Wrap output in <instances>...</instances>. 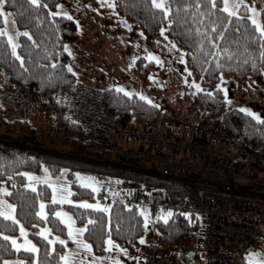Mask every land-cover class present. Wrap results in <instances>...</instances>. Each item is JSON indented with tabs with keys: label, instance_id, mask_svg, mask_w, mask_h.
Listing matches in <instances>:
<instances>
[{
	"label": "trees",
	"instance_id": "trees-1",
	"mask_svg": "<svg viewBox=\"0 0 264 264\" xmlns=\"http://www.w3.org/2000/svg\"><path fill=\"white\" fill-rule=\"evenodd\" d=\"M59 1L41 0L39 8L31 6L28 0H5L4 4L21 33L18 35L17 54L22 61L12 55L7 38L0 36V68L12 87H21L42 98L41 109L53 115L54 132L66 141L63 150L55 154L49 152L38 140L36 129L29 120L7 119L0 104V183L5 182L10 189L6 199L15 205L17 221L28 231V236L38 249L35 254L15 251L4 235L15 234L18 224L0 216V264L14 257L24 264H33V261L35 264H63L61 256L71 243L65 226L52 214L59 205L47 203V217H39V202L49 201L50 189L45 185H39L35 190L25 188V177L21 174L23 170H37L43 165L52 176H57L66 168L69 178L76 170L89 171L116 178L122 184L138 186L142 193L149 196H164L174 201L192 199V188L188 184L144 174L142 171L148 168L146 164H138L119 152L87 139L81 127L69 118L66 107L57 101L63 91L79 84L73 72L67 70L69 55L64 51L66 44L77 40V26L73 19L49 15ZM242 1L244 5L239 15L229 18L228 13L223 11L222 0H215V8H212L210 0H165L170 8L165 18L161 9L152 6V0H112L116 13L139 29L146 38L156 37L164 26L172 43L185 51V64L191 73L189 78L199 80L204 87V91L185 95L188 105L199 110L206 120L219 124L229 137L231 148L264 154V122H261L264 118L256 120L240 109L227 108L222 92L217 88L221 76L236 80L252 79L258 84L264 79L261 33L247 14V6L255 7L264 26V0ZM185 3L193 7L185 9ZM197 3L200 4L199 9L195 7ZM44 4L48 7H43ZM194 12L197 13L195 18L192 16ZM169 19L173 21L171 25ZM193 19L197 23H193ZM213 22L216 29L212 28ZM2 26L3 19L0 17V28ZM197 27L201 29L200 32H197ZM24 31L31 38L24 36ZM223 49L232 53L231 58L223 53ZM213 53L219 54V59ZM53 63L55 68L52 67ZM153 68L154 63L140 57L131 72L138 79L146 80ZM100 93L104 112L120 128L131 125L154 128L161 120L160 109L135 94L127 96L113 88ZM114 160L117 166L110 165ZM71 186L73 199H94L90 189L76 184ZM254 190L260 191L259 188ZM219 195L230 202L242 199L240 196ZM96 198L104 201L100 193ZM106 205L109 206L107 211L74 205L63 207L71 213L77 225L84 226L82 236L91 245L93 253L103 252L107 237L133 251L144 233L142 215L138 209L129 208L116 200ZM43 225L49 228L50 237L58 236L65 243H50V240L40 237L38 230ZM154 225L158 230L157 241L168 251L179 240L195 241L200 233L199 220L194 217L171 215L167 222L156 218ZM239 264L248 262L242 259Z\"/></svg>",
	"mask_w": 264,
	"mask_h": 264
},
{
	"label": "rangeland",
	"instance_id": "rangeland-1",
	"mask_svg": "<svg viewBox=\"0 0 264 264\" xmlns=\"http://www.w3.org/2000/svg\"><path fill=\"white\" fill-rule=\"evenodd\" d=\"M112 3V0H60L58 4L62 5V7L60 9L56 7L52 11H67L77 26V40L66 44L72 53L70 55L67 52L69 55L68 66L73 69L72 72L76 77V81L97 92H102L109 88L116 89V85H119L127 92H132L133 94L142 93L152 101L151 105L159 106L156 107L160 109L161 120L154 127L156 132L173 136V134H177L182 128L192 129L193 131L194 127L192 123L204 121L205 118L199 110L191 108L188 105L185 95H194L197 92L204 91V87L199 80L189 78V72L184 71L185 67H187L185 64V51L177 46L174 48L172 41L167 37L166 33L162 35L161 31L154 38H146L139 29L133 27L131 23L120 17L115 9L108 6ZM223 3L224 0H222V8ZM229 4L230 6L238 5V7L234 8V11L236 12L235 15H239V10L244 5V2L242 0H229ZM2 7L5 12L11 14V12L4 8V5ZM247 14L248 18H252H249L252 24V20L255 19L257 24L264 29L259 12L255 7L247 6ZM2 19V28H7L9 34L13 36L14 42L18 45V36L16 35L18 29L13 23L12 14L7 17V20L4 17ZM126 24L128 27L125 26ZM257 24H253L256 29ZM163 28L166 31V27L163 26ZM260 33L261 35L264 34L262 32ZM5 37L7 38V36ZM10 50L12 53L11 46ZM149 52L158 58L161 63H156V59H148L147 54ZM181 53H183L184 57L183 62H181ZM133 57L136 59L133 60ZM140 57L144 58L146 62L154 63V68L150 70L146 80L138 79L131 72L135 61ZM193 82L200 84L202 90L197 91L192 86ZM217 84H221V88L219 89L222 92L223 100L227 108L241 109L246 107L250 112L256 113L261 119L264 118V79L258 84L252 79L236 80L230 77H223V80H221L220 77ZM225 95H227L228 100L225 99ZM10 103H16L14 93L12 92V85L9 84L5 72L0 68V104L3 108L4 116L7 119L21 118L29 120L36 129L38 140L44 144L47 150L49 149V152L55 154L65 148L64 142L66 140L54 132L53 115L50 112L42 110L41 107H34L30 112L24 111L23 114L15 110L16 108L14 109V106L11 108ZM183 121H187V124L183 123ZM45 169L47 170L42 165L37 170H23L21 174L25 177V185L31 183L35 186V189L39 185H45L50 189L49 201L39 202L38 213L41 211V203L44 204L43 211L45 213V215H39V217L42 219L47 217V203L59 205V207L54 209L52 214L66 228L67 238L71 243L66 247L63 255L68 254V258L72 264H116V261H119L120 264H143L140 261L138 251L145 247V241L147 239L157 240L158 238V230L154 225L155 218L149 214L147 209H139L143 220L144 215L142 213H146L149 217V223L145 225L144 222V233L142 235L144 237V243H141L139 239V244L133 251H129L119 245L120 248L125 250L120 251L115 247L118 244L113 242L111 247L105 244L103 252L95 254L92 252V249L89 251L79 247L77 241L69 237V225L64 220L70 219L73 229L84 228V226L77 225L71 213L63 207L64 205H74L85 208L78 203L80 201H87L89 204L99 203L100 205H106V198L104 201L96 198L98 193L105 192L108 198L124 194L129 195L135 192L142 194L143 190L140 187L122 184L116 178L97 175L89 171L76 170L73 172L72 178H69L66 168L63 169V172L60 171L57 176H52ZM24 173H30L33 177H39L40 179L29 180ZM77 173L80 174L79 177L76 175ZM86 177H92L94 180L86 181L84 179ZM97 181L99 183H96ZM87 183H92L97 190L93 191L92 188L87 187ZM72 184L90 189L94 194V199H73L71 196L73 193ZM50 185H55V195L57 196L55 203L52 200L54 193ZM0 188H6L8 190L7 193H0V210L7 211L6 204L11 203L6 199V195L10 189L6 186L5 182L0 183ZM27 189L33 190L31 188ZM61 198H64L63 203L60 202ZM56 212L66 213L67 215L62 219L60 216L54 215ZM13 215L15 217L14 211ZM1 217L5 218L4 216ZM8 220L13 221L12 219ZM15 220H17L16 217ZM21 226L18 223L16 233L13 235H4V237L15 238L19 245H23L25 239H27L36 246L28 236V231L24 227L25 235H21ZM41 230L46 231L47 238L40 235ZM50 234L51 232L47 225L41 226L38 230L40 237L52 242L58 241L54 239L58 236L52 235L50 237ZM79 239H83V236H80ZM106 239H109V237ZM8 241L15 251H27L23 247L17 250V248L13 247L12 241ZM168 252L174 260H178L183 264H201L199 260L192 259L193 257L187 254L182 256L183 253L174 250H169ZM32 253L35 254L36 252ZM251 253H259V255L252 257L253 260H264V249L257 248ZM244 260L248 262L249 253L244 255ZM4 261L2 264H4ZM7 261L15 264V262L21 260L14 257L7 259ZM62 262L64 264V261Z\"/></svg>",
	"mask_w": 264,
	"mask_h": 264
},
{
	"label": "built area",
	"instance_id": "built-area-1",
	"mask_svg": "<svg viewBox=\"0 0 264 264\" xmlns=\"http://www.w3.org/2000/svg\"><path fill=\"white\" fill-rule=\"evenodd\" d=\"M12 92L16 110L30 112L41 107L43 100L34 93L18 86ZM57 101L66 107L69 118L81 127L87 139L146 164L144 174L192 188V199L186 201L139 192L110 198L101 193L106 204L116 200L129 208H145L155 219L168 210L172 215L188 213L185 217L197 218L200 233L195 244L179 240L170 250L194 252L192 259L201 264H239L246 253L264 249V154L231 148L222 127L206 119L192 124L191 138H176L145 126L120 128L104 112L101 93L81 84L63 91ZM179 152L192 158L184 161L173 156ZM110 165L117 166V161ZM219 194L242 199L225 201ZM138 254L143 264H183L174 260L157 240L147 239Z\"/></svg>",
	"mask_w": 264,
	"mask_h": 264
},
{
	"label": "snow or ice",
	"instance_id": "snow-or-ice-1",
	"mask_svg": "<svg viewBox=\"0 0 264 264\" xmlns=\"http://www.w3.org/2000/svg\"><path fill=\"white\" fill-rule=\"evenodd\" d=\"M210 2L212 4V8H215L216 7L215 0H210ZM28 3L31 6L35 7V8H39L41 6V0H28ZM4 4H5V0H0V17H4L5 20H7V17L9 15H11V14L4 11V9L2 7ZM101 6H103V4H101ZM108 6L113 8V9L116 7V5L114 3L109 4ZM152 6L154 8H156V9H161L163 11L164 17L165 18L168 17L170 8H169L168 5H166L164 3V0H152ZM43 7H48V5L44 4ZM56 7L58 9H60L62 7V5L57 4ZM183 7L185 9H189V8L193 7V5H191L189 3H185L183 5ZM195 7L197 9H199L200 8V4L197 3L195 5ZM235 7H238V5L230 6L229 0H224L223 11L228 13V17L229 18H231L233 15L236 14V12L234 11ZM252 11H254V9H252ZM49 15H51V16H63V17H66L69 20L72 19V17L69 15V13L67 11L50 12ZM192 16H193V18H195L197 16V13H195V12L192 13ZM249 18L252 19L251 17H249ZM200 19L201 20L203 19V13L200 14ZM252 22H253V24H257L255 19H253ZM13 23H15V21H13ZM168 23L171 25L173 23V21L171 19H169ZM193 23H197L196 19H193ZM125 26L128 27L127 24ZM224 27L227 28L228 25H224ZM212 28L216 29V23L215 22L212 23ZM160 31H161L162 35L165 33V29L163 27L160 29ZM200 31H201V29L199 27H197V32H200ZM257 31H260V32L264 33V29H262L258 24H257ZM20 34L21 33L19 32V30H17L16 31V35L18 36ZM23 35L24 36H29V33L27 31H24ZM220 35L223 36V33H220ZM0 36H7L8 44L11 46V49H12V55L14 57H16L17 59H20L22 61V58L17 55V51H16L18 45L14 42L13 36L9 34V32H8L6 27L5 28H0ZM29 38H31V37L29 36ZM165 39H167V37H165ZM260 39L262 41L261 47H262V49H264V34L261 35ZM201 43H203V41H201ZM212 43H216V41H212ZM172 46L174 48L176 47V45L174 43H173ZM64 51L68 52L70 55L72 54L71 50L67 47V45L64 46ZM222 51H223L224 54H227L229 56V58H231L232 53L228 49H223ZM213 55H215L217 57V59H219V54L213 53ZM147 56H148V59H156V63H158V64L161 63V61L158 58L154 57V55L152 53L149 52L147 54ZM183 58H184L183 57V53H181V62H183ZM261 58L264 59V51H261ZM135 59L136 58L133 57V60H135ZM21 66H23V63L21 64ZM55 66H56L55 63H53L52 67L55 68ZM129 67H131V65H129ZM217 67H220V65L217 64ZM67 70H68V72H72L73 71V69L70 66H67ZM184 71L185 72H189V74H191L187 67H185ZM49 75L51 76L52 74L50 73ZM221 80H223V76H221ZM185 82L187 83V81H185ZM192 86H194L197 91H201L202 90L201 89V85L196 83V82H193ZM217 88L218 89L221 88V84H217ZM116 90H117V92H124V94L127 95V96H132L133 95L132 92L125 91V89L121 88L119 85H116ZM135 95L138 96L141 100H145V101H147V103L152 104V101L150 99H148V97L144 96L142 93H136ZM225 99L228 100L227 95H225ZM156 106L159 107L158 105H156ZM240 110L242 112H245V113H248V114L252 115L257 120H261V118L259 116H257L256 113L250 112V110L248 108H246V107L241 108ZM261 122H264V121H261ZM45 171H47V170L45 169ZM61 171L63 172L64 170L62 169ZM24 175L26 177H28L29 180H32V179L39 180L40 179L39 177H33L30 173H24ZM76 175L78 177L80 176L79 173H77ZM84 179L86 181H93L94 180V178H92V177H86ZM96 183H99V182L97 181ZM86 186L92 188L93 191L97 190L92 183H87ZM50 187L53 188V193L54 194H53L52 200H53V203H55L56 200H57V196L55 195V185H50ZM25 188H31V189L35 190V186L33 184H31V183L26 184ZM7 191L8 190L6 188H0V193H7ZM69 195H70V193H69ZM60 202L63 203L64 202V198H61ZM78 203L81 206L85 207V208H96V209H102L103 211H107L108 208H109L108 205H100L99 203L89 204L87 201H80ZM6 208H7V211L0 210V216H4L6 219H12L14 221V223L18 224L19 221L15 220V217L13 215V211L15 209V205L6 204ZM40 209H41V211L38 213V215H40V216L45 215V213L43 211V209H44V204L43 203L40 204ZM142 214L144 215L145 225H147L149 223V217H148V215L146 213H142ZM54 215L60 216L63 219L67 214L66 213H61V212H56V213H54ZM171 215H172L171 210H168L167 213L160 215L158 218L159 219H163V220H165V222H167L168 217L171 216ZM184 215L188 216L189 214L188 213H184ZM64 222L69 225V230H68L69 237H71L74 241H77V244H78L79 247H82V248L90 251L91 250V245L88 244L83 239H79V237L82 236V234L84 233L85 228L73 229L72 226H71L72 222H71L70 219L64 220ZM89 223H93V221H89ZM20 232H21V235H25V229L23 228V226H21ZM40 235L45 236V238H47L45 230H41ZM5 239L11 240L12 244H13V247L17 248V250H19L21 247H23L27 251H30V252L38 251L36 246L34 244H32L31 241H28L27 239H25V242H24L23 245L17 244L15 238H13V237H5ZM54 239L58 240L59 243H61V244L65 243V241L60 239L59 237H55ZM139 239H140L141 243H144V237L143 236H141ZM49 242L51 243V241H49ZM105 244H107V245H109L111 247L113 245V241L110 238L106 239L105 240ZM115 247L118 248L120 251H125L123 248H120L119 245H116ZM257 255H259V253H249L248 264H264V260H253L252 259V257L257 256ZM61 260L64 261V264H72L71 260L68 258V254L62 255L61 256ZM4 264H13V262L6 260V261H4ZM15 264H24V262L23 261H17V262H15ZM33 264H35V261H33ZM116 264H120V262L116 261Z\"/></svg>",
	"mask_w": 264,
	"mask_h": 264
},
{
	"label": "crops",
	"instance_id": "crops-1",
	"mask_svg": "<svg viewBox=\"0 0 264 264\" xmlns=\"http://www.w3.org/2000/svg\"><path fill=\"white\" fill-rule=\"evenodd\" d=\"M12 91H13V87H12ZM10 105H11V108L14 106V109H15V103H10ZM14 109H11V110H14ZM16 110V109H15ZM17 111H19V112H22V111H20V110H17ZM14 112V111H13ZM23 114H24V112H22ZM18 114V113H17ZM193 123H196V122H193ZM192 123V124H193ZM191 132H192V134H194V129H193V131H192V129L190 130V129H187V128H182V130H180L177 134H173V136L174 137H184V138H191ZM174 157H176V158H179V159H181V160H184V161H186V160H190L191 158H192V155H190V154H188V153H185V152H179V153H175L174 155H173ZM209 161H210V159H209Z\"/></svg>",
	"mask_w": 264,
	"mask_h": 264
},
{
	"label": "water",
	"instance_id": "water-1",
	"mask_svg": "<svg viewBox=\"0 0 264 264\" xmlns=\"http://www.w3.org/2000/svg\"><path fill=\"white\" fill-rule=\"evenodd\" d=\"M187 255H189V256H194V252H188V253H186Z\"/></svg>",
	"mask_w": 264,
	"mask_h": 264
}]
</instances>
